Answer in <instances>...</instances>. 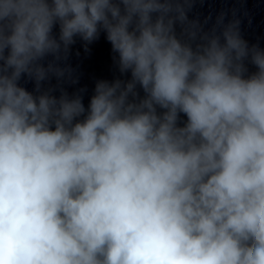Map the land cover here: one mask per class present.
I'll return each instance as SVG.
<instances>
[{
  "label": "clouds",
  "instance_id": "obj_1",
  "mask_svg": "<svg viewBox=\"0 0 264 264\" xmlns=\"http://www.w3.org/2000/svg\"><path fill=\"white\" fill-rule=\"evenodd\" d=\"M196 2L0 0V264H264V49Z\"/></svg>",
  "mask_w": 264,
  "mask_h": 264
}]
</instances>
